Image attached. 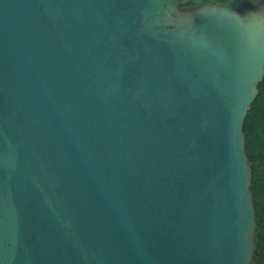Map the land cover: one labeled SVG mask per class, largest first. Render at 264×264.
<instances>
[{
	"label": "water",
	"instance_id": "95a60500",
	"mask_svg": "<svg viewBox=\"0 0 264 264\" xmlns=\"http://www.w3.org/2000/svg\"><path fill=\"white\" fill-rule=\"evenodd\" d=\"M263 78L264 0H0V264H254Z\"/></svg>",
	"mask_w": 264,
	"mask_h": 264
},
{
	"label": "trees",
	"instance_id": "16d2710c",
	"mask_svg": "<svg viewBox=\"0 0 264 264\" xmlns=\"http://www.w3.org/2000/svg\"><path fill=\"white\" fill-rule=\"evenodd\" d=\"M180 6L196 5L191 0H179ZM259 93L251 104L244 123L245 152L251 168L250 190L256 217L255 243L257 255L254 264H264V78Z\"/></svg>",
	"mask_w": 264,
	"mask_h": 264
},
{
	"label": "rangeland",
	"instance_id": "374dc122",
	"mask_svg": "<svg viewBox=\"0 0 264 264\" xmlns=\"http://www.w3.org/2000/svg\"><path fill=\"white\" fill-rule=\"evenodd\" d=\"M193 3H195L196 5L197 4H200V3H204V2H207V3H214V4H218V5H221V6H225V7H237L238 4L241 2V1H244V0H191ZM250 1L251 3H257L259 0H248ZM180 4V3H179ZM195 6V5H194ZM185 7V6H184Z\"/></svg>",
	"mask_w": 264,
	"mask_h": 264
}]
</instances>
